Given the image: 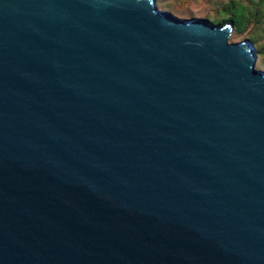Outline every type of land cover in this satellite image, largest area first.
Here are the masks:
<instances>
[{
    "label": "water",
    "instance_id": "1",
    "mask_svg": "<svg viewBox=\"0 0 264 264\" xmlns=\"http://www.w3.org/2000/svg\"><path fill=\"white\" fill-rule=\"evenodd\" d=\"M156 0H0V264H264V70Z\"/></svg>",
    "mask_w": 264,
    "mask_h": 264
},
{
    "label": "rangeland",
    "instance_id": "2",
    "mask_svg": "<svg viewBox=\"0 0 264 264\" xmlns=\"http://www.w3.org/2000/svg\"><path fill=\"white\" fill-rule=\"evenodd\" d=\"M160 9L167 10L179 18L200 17L213 24L228 18L233 9L244 15V26L233 30L230 42L249 39L259 51L257 65L264 70V0H156Z\"/></svg>",
    "mask_w": 264,
    "mask_h": 264
},
{
    "label": "trees",
    "instance_id": "3",
    "mask_svg": "<svg viewBox=\"0 0 264 264\" xmlns=\"http://www.w3.org/2000/svg\"><path fill=\"white\" fill-rule=\"evenodd\" d=\"M224 24H232L236 28V30H241L243 29L244 26V15L239 14V12L236 9H233L228 18L218 23V25H224ZM256 55L257 57L260 58L259 51L256 52Z\"/></svg>",
    "mask_w": 264,
    "mask_h": 264
}]
</instances>
